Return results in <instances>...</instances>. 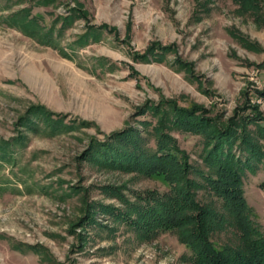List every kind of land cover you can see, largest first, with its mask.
Here are the masks:
<instances>
[{
    "label": "rangeland",
    "instance_id": "rangeland-1",
    "mask_svg": "<svg viewBox=\"0 0 264 264\" xmlns=\"http://www.w3.org/2000/svg\"><path fill=\"white\" fill-rule=\"evenodd\" d=\"M257 2L256 12H249L236 0H54L46 6L0 0V264H189L176 230L142 238L102 208L121 206L114 191L129 201L165 191L162 177L104 167L90 160L88 143L126 125L138 127L143 117H133L135 108L159 97L183 106L195 102L222 119L248 100L264 116V96L256 93L264 84V0ZM77 3L85 15L59 33L54 24L55 46L3 23L30 5L48 28ZM101 24L99 41L75 45L86 25ZM151 41L175 51L161 62L135 61L132 55ZM176 57L190 63L196 77L176 69ZM33 106L58 118L57 124L28 111ZM170 134L193 168L202 170L200 139ZM190 176L204 185L192 191L211 211V240L238 247V230L220 198L197 171ZM242 185L250 226L263 231L264 169L245 171ZM87 210L94 212L91 223L82 219Z\"/></svg>",
    "mask_w": 264,
    "mask_h": 264
},
{
    "label": "trees",
    "instance_id": "trees-1",
    "mask_svg": "<svg viewBox=\"0 0 264 264\" xmlns=\"http://www.w3.org/2000/svg\"><path fill=\"white\" fill-rule=\"evenodd\" d=\"M27 1L46 6L54 0ZM236 3L244 11L256 12L258 8L257 0H236ZM84 15L77 3L68 10V14L51 19L49 27L45 28L38 22L40 14L32 15L29 5L8 14L3 23L18 28L38 44L51 47L55 46L52 40L58 36L53 31L56 22H59V33L66 24ZM104 28V24L86 25V31L75 40V45L81 47L88 40L99 41V32ZM228 34L237 37L240 44L253 47L238 33L228 30ZM58 50L62 56L71 59V54ZM170 51H175L172 44L151 41L132 58L139 62H161ZM174 64L188 78L196 77L190 63L176 57ZM256 93L264 96V84ZM31 110L39 115L43 113L50 123L57 124L59 120L34 106L28 111ZM133 117H143L136 120L138 127L126 125L120 130L105 133L102 139L93 137L87 149L90 160L107 168L136 171L148 177L159 174L166 190H151L133 201L114 191L121 206L104 205L102 208L107 214L124 220L146 239L161 231L176 230L177 240L189 251V264H264V230L250 226L242 185L245 171L253 172L258 167L264 169V128L260 124L264 116L258 105L245 100L235 107L231 116L222 119L217 114L209 115L205 107L195 102L183 106L175 98L159 97L155 101L148 99L135 108ZM60 125L67 126L62 120ZM174 130L200 139L198 155L202 170L193 168L187 152L170 134ZM191 170L197 171L205 186L220 198L222 207L232 216L240 240L238 247L217 245L211 240L206 228V218L211 216V211L200 205L194 193L204 185L190 176ZM91 213L94 212L87 210L82 219L91 223L88 221L92 219Z\"/></svg>",
    "mask_w": 264,
    "mask_h": 264
}]
</instances>
